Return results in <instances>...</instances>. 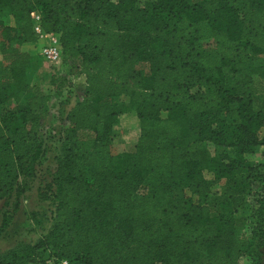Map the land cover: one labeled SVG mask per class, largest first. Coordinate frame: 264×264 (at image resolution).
<instances>
[{
    "label": "trees",
    "instance_id": "1",
    "mask_svg": "<svg viewBox=\"0 0 264 264\" xmlns=\"http://www.w3.org/2000/svg\"><path fill=\"white\" fill-rule=\"evenodd\" d=\"M36 24L85 76L58 111L59 157L41 178L51 95L28 81L22 49ZM261 58L264 0H0V201L15 209L35 186L52 204L35 241L0 251V264H264V161L246 159L264 145ZM48 82L57 96L71 84ZM119 96L141 128L133 151L104 154ZM243 205L249 237L235 232Z\"/></svg>",
    "mask_w": 264,
    "mask_h": 264
},
{
    "label": "rangeland",
    "instance_id": "2",
    "mask_svg": "<svg viewBox=\"0 0 264 264\" xmlns=\"http://www.w3.org/2000/svg\"><path fill=\"white\" fill-rule=\"evenodd\" d=\"M137 4L142 6L148 1L153 0H136ZM58 45L52 37L39 38L29 44H23L22 49H28L34 57V65H31L27 73L28 81L32 84H38L50 93L51 99L48 102L49 116L41 125L40 133L42 138V152L37 161L38 177H46L49 171L53 170L60 153L59 137L61 129L65 127V122L59 118V109L66 110L73 103L80 99L85 85V76L77 69L72 68L69 64H53L42 56V49L45 45ZM27 45V46H26ZM261 60H264L261 58ZM56 73L68 77L71 82L62 93L57 96L55 91L48 84L50 75ZM115 103L122 111L117 116V122L113 127L111 138L107 146L102 150L104 154H117L121 152H130L134 149V144L139 133L141 125L135 112L127 104L125 96L116 98ZM7 110L6 104H0V118ZM165 116L166 113H163ZM221 154H225L223 149H218ZM246 159L251 165H257L264 161V145H259L254 152L246 155ZM164 196L166 194H163ZM251 199H249L250 201ZM13 199L8 202L0 201V218L4 213H8V222L0 236V251L12 247L17 241H35L40 230L34 223V219L45 220L52 210V204L49 201L38 199L36 187L24 194L17 201V208L12 209ZM235 232L251 236V227L253 219L247 205H243L235 212ZM237 264H251L249 257L241 258Z\"/></svg>",
    "mask_w": 264,
    "mask_h": 264
},
{
    "label": "built area",
    "instance_id": "3",
    "mask_svg": "<svg viewBox=\"0 0 264 264\" xmlns=\"http://www.w3.org/2000/svg\"><path fill=\"white\" fill-rule=\"evenodd\" d=\"M31 16L34 18V20H39V16L35 13L32 12ZM34 31L38 35L39 38H45V37H52L55 42H57V46L53 44L45 45L42 49V56L50 61L53 64H60L64 65L63 60H62V54H61V49H60V44L58 40V34L57 33H44L41 27L36 24L34 26ZM49 264H71L67 259H60L57 260L56 262L50 261Z\"/></svg>",
    "mask_w": 264,
    "mask_h": 264
},
{
    "label": "crops",
    "instance_id": "4",
    "mask_svg": "<svg viewBox=\"0 0 264 264\" xmlns=\"http://www.w3.org/2000/svg\"><path fill=\"white\" fill-rule=\"evenodd\" d=\"M27 44H29V43H27ZM27 46V45H26ZM60 46V45H59ZM25 50H28L27 48L25 49Z\"/></svg>",
    "mask_w": 264,
    "mask_h": 264
}]
</instances>
